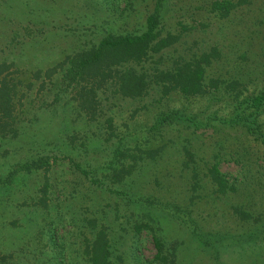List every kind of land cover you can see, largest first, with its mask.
Wrapping results in <instances>:
<instances>
[{"label":"rangeland","instance_id":"1","mask_svg":"<svg viewBox=\"0 0 264 264\" xmlns=\"http://www.w3.org/2000/svg\"><path fill=\"white\" fill-rule=\"evenodd\" d=\"M154 1L0 0V79L14 88L17 130L0 137V264H91L83 247L99 228L111 264H264V103H250L264 89V0L224 18L212 0L163 1L160 34L179 39L136 69L215 47L200 95L98 91L88 121L67 90L54 96L59 73L45 75L106 34L143 31Z\"/></svg>","mask_w":264,"mask_h":264},{"label":"trees","instance_id":"2","mask_svg":"<svg viewBox=\"0 0 264 264\" xmlns=\"http://www.w3.org/2000/svg\"><path fill=\"white\" fill-rule=\"evenodd\" d=\"M164 0H155L151 12L144 20V30L137 33L106 34L96 44L88 48L80 49L72 55L66 56L45 71L46 77L59 73L58 96L62 90L70 93L75 101L76 111L82 112L88 121L92 120L98 112L100 104L97 97L98 91L110 90L122 98H139L147 94L150 86L159 87L161 94L176 91L183 96H195L204 92L203 73L206 66L218 57L215 47L208 52H202L191 60L175 64L169 69L155 68L151 73H144L136 69L142 65L150 55L174 44L179 39L178 34L166 33L161 35L158 27L161 9ZM247 0H212L209 4L210 11L217 17L224 18L229 12ZM212 86L215 80H210ZM12 85L3 78L0 79V137L12 138L16 136V127L12 126ZM56 99V98H54ZM255 108L264 103V89L250 99ZM108 122V121H107ZM109 125V123H108ZM264 143V137L261 139ZM49 156L31 159L29 163L19 166L9 172L3 183H8L15 175V170L29 172L31 169H39L46 165ZM132 165H128L125 174L131 171ZM120 170H122L120 168ZM210 177L217 185L218 191L223 192L225 180L217 170L216 164L210 168ZM45 187V184H44ZM85 242L88 241L84 237ZM152 242L157 259H164L161 255V242L152 236ZM83 253L91 264H111L108 260L107 239L102 228L93 234L92 240L86 242Z\"/></svg>","mask_w":264,"mask_h":264}]
</instances>
